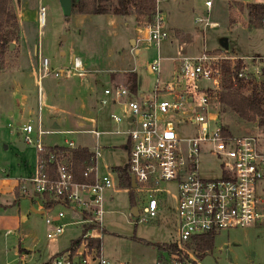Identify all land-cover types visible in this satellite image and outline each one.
<instances>
[{
    "label": "built area",
    "instance_id": "1",
    "mask_svg": "<svg viewBox=\"0 0 264 264\" xmlns=\"http://www.w3.org/2000/svg\"><path fill=\"white\" fill-rule=\"evenodd\" d=\"M155 1L152 20L143 21L138 28V36L129 51L132 54L138 53L140 43L158 49L168 39L165 16L157 7L159 0ZM205 6L209 8L211 1H206ZM44 14L45 8L39 6L37 19L41 27ZM197 21L204 26H217L208 18ZM261 25L264 26V17ZM38 56L39 85L50 64L40 52ZM224 64L228 67L231 87L241 84L243 93H247L245 87L264 79V55L238 57L202 51L182 57L168 79L157 80L150 95L132 92L128 84H113L103 89L98 103L114 105L110 119L129 127L125 143L127 162L123 165L130 178L126 187L119 185L114 167L103 175L98 173V144L95 151L88 149L90 158L82 161L83 180H78L71 152L82 147L64 139L63 144L49 150L44 141L45 136L52 134L84 133L98 139L102 132L95 127L45 129L40 115L35 124L19 125L22 142L34 147L36 156L32 173L17 178L15 187L36 203L32 211L42 215L50 228L46 238H56L73 223H80L83 229L76 244L42 264H130L105 256L100 244L104 205L118 188L133 197L129 217L149 221L162 210L172 213L171 243L176 249L161 251L155 264H196L199 257L194 244L199 237H215L222 231L257 224L264 226V140L252 135L233 136L220 123L218 94L223 90ZM160 69V57L147 65V70L157 76ZM71 70L77 76L85 72L78 58L73 59ZM37 99L40 107L43 99L40 89ZM186 127L193 130L183 136ZM0 171L4 169L0 167ZM133 206L137 209L136 216L131 212ZM30 252L31 249L17 248L14 264H29Z\"/></svg>",
    "mask_w": 264,
    "mask_h": 264
},
{
    "label": "rangeland",
    "instance_id": "2",
    "mask_svg": "<svg viewBox=\"0 0 264 264\" xmlns=\"http://www.w3.org/2000/svg\"><path fill=\"white\" fill-rule=\"evenodd\" d=\"M206 1L208 0H159L158 5L165 16L168 39L163 41L158 49L140 43L138 53L132 54L129 52L134 45L131 44V40L137 38L138 29L136 27L143 22L136 20L132 6L127 15L114 14L113 19L105 17L106 14L84 17L79 15L73 7L69 19L66 20L58 0H12L17 20L22 17L19 20V38L12 42L14 43L13 50L8 51L3 57L0 74L7 72L6 68H10L11 62H14L10 58L15 57L14 53L20 46L24 52L22 62L27 65L21 80L24 83L26 94L37 99V91L40 89L43 101L51 104L52 101L55 102L54 96L47 99L46 92L51 90L54 93L60 87L62 83L60 70L61 68L66 70L70 66L69 49L72 48L78 52L82 60L89 57L92 60V66L100 68V72L96 74L98 86L92 91L94 95H89L85 100L86 106L90 104L93 107L91 110H86L88 111L87 117L93 116L94 119L91 120L93 123L91 124L86 118L84 125L78 126L79 121L71 119L61 128L63 130H89L96 125L95 128L102 134L98 139L91 134L84 133L60 134L56 137L47 135L44 141L54 138L63 144L64 139H70L76 145L94 151L98 144L100 155L96 164L98 173L103 175L108 172V168L123 166L127 162L125 143L128 125L113 122L109 117L112 112L111 107L97 104V100H94L98 95L97 92L99 93L104 85L109 84V81L127 84L128 73L134 68L138 94L150 95L157 80L168 79L179 64L178 45L182 40H185L196 51L199 49V52L201 50L213 51L216 54L238 57L264 55V28L256 25L248 16L247 2L210 0L211 6L207 8ZM248 1L264 5V0ZM102 5L111 11L116 6V0H108ZM39 6L45 8L42 27L37 19ZM76 15L79 16L76 17ZM167 17L168 20L172 18V24H167ZM203 18H208L209 22L216 23L217 26L203 27L202 23H194V19ZM175 24H178L177 28L183 33L181 38L175 34L176 31L171 30ZM225 44L226 49H224ZM35 48L38 53L43 51L50 64L49 71L40 79L39 85L36 81L39 62L36 64L37 57H33L31 53ZM157 57L161 58L159 76L147 70L148 63ZM32 58L34 65L29 66ZM55 72H58V77L54 75ZM69 79L74 82L79 81V78L74 76ZM7 83H5L6 87ZM15 100L18 101L19 98L16 97ZM73 102H76L77 106L78 98H75ZM219 108L220 123L229 130L231 135H252L264 140L262 126L243 121L220 103ZM38 109L39 113H45L47 107L45 104L39 107L38 104ZM34 110L37 112V108ZM8 123L9 121L5 118L0 119V167L7 169L5 174L0 172V202L2 204L10 201V197L5 194L7 186L2 184L1 177H8L13 181L15 178L28 176L36 156V151L32 146L27 145L25 149H19L17 146L19 136L15 130V124L10 122L13 128L10 131ZM192 130V127H186L182 130V135L187 136ZM166 188L172 189L171 186ZM10 205L0 208V264H14L17 261L15 248L18 246L34 251V262L29 264H41L55 253L68 249L71 241L80 238L83 234L82 225L73 223L67 225L62 234L49 240L46 238V233L50 228L44 223L42 215L34 213L31 209L36 205L35 202L32 203L28 197H23L18 205L12 206L11 203ZM131 205L130 195L126 190L118 188L112 191L111 199L104 205V230L100 239L103 254L130 264H155L158 258L156 243L170 244L173 240L172 213L169 210H162L156 218L143 221L128 216ZM19 214L26 217L19 231L15 229L6 234L7 229L3 226L5 219H17ZM10 217L12 219H8ZM12 224L15 227L18 223ZM263 262L264 226L257 224L222 231L214 237L212 248L201 256L196 264H263Z\"/></svg>",
    "mask_w": 264,
    "mask_h": 264
},
{
    "label": "crops",
    "instance_id": "3",
    "mask_svg": "<svg viewBox=\"0 0 264 264\" xmlns=\"http://www.w3.org/2000/svg\"><path fill=\"white\" fill-rule=\"evenodd\" d=\"M242 1L247 2V3H252L251 1H248V0H242ZM157 7L159 10H161V8L158 4H157ZM167 14L170 17L169 13H167ZM79 15H83L84 17L85 16L88 17L91 14H79ZM79 15H76V17H78ZM104 16L108 17V18H112V19L114 18V14H106ZM20 19H22V17H20L18 19V24H19ZM196 19H194V23H202L203 24V22H197ZM172 23H173L172 18H169V20H168V17H167V24H172ZM174 27H176V29ZM174 27H172L171 30L176 31L175 34L179 38H181V36H183V33H181L180 30L177 28L178 24H175ZM203 27H206V26L203 25ZM261 27L264 28V26H262V25H261ZM136 28L138 29L139 26H137ZM80 33L81 34L83 33L82 30H80ZM202 51L203 50H201L200 52H202ZM197 52H199V49H198V51H196L185 40H182L181 43L178 45V53H179V57H180L178 60L180 62V59L182 57L192 56V55H195ZM23 53H24L23 50L19 46L18 50H16L14 53V54H16L15 57L12 56L10 58V59L14 60V62H11L10 68H6L7 72H2L0 74V119L5 118L6 120L9 121L8 125L10 127V131H12V129H13L10 126L11 125L10 122L15 124V130L19 136V141L17 142V146L19 147V149L23 150L27 146L21 140L19 125L25 124V123L35 124L37 121L38 115H40L42 125L44 126L45 129L63 130L61 128V126L68 124L71 119L78 120L79 121L77 124L78 126H83L84 123L86 122L85 121L86 118L88 120H90V123L92 124L93 121H91V120L94 118L91 114H90L91 117H87L86 115H87L88 111L86 112V110L87 109L91 110V109H93V107H91L90 104L86 106L85 100L88 99L89 95H92V94L94 95V92L92 93V91H94L96 89V87L98 86V82H96L98 77H96V74L98 72H100L99 71L100 68L93 67L91 64L92 60L89 57L82 60L80 58V56H78L80 54L78 52L72 50V48H70L69 49L70 66H69V68H66V70H64L62 68L60 70V76L62 78L61 79L62 83H61L60 87H58L54 93L51 90H47V92H46L47 93V99L54 96L55 102L52 101L51 104H47L42 99L41 105L45 104L47 107V110L45 111V113H42V112L39 113L38 100L35 97H31L28 94H26V92L24 90V88H25L24 83L21 81L22 77H23V71H24L25 67H27V65H24V63L22 62L23 57H24ZM31 53H32L33 57L34 56L37 57L36 58V60H37L36 64H38V62H40V59L38 56V50L35 48L34 50L31 51ZM40 53H41L42 57H45L43 51H41ZM74 58H78L82 62V66L85 70L84 74L79 75V76L72 75L71 64H72V61ZM32 65H34L33 58H32V61L29 62V66H32ZM177 67H178V65H177ZM73 76L79 78L78 79L79 81H75V82L71 81L69 79V77L72 78ZM6 82H8L7 87L5 85ZM113 84H118V83H113V82L109 81V84L104 85L101 88L100 92L99 93L97 92L98 95L94 99V100H97V104H98L99 99L103 96V89L110 86V85H113ZM6 89L8 91H6ZM16 97L19 98L18 101L15 100ZM75 98H78V100H79V102H78L79 104L77 106H76L77 103L73 102V101H75ZM109 106L112 109L111 111L115 110V108H116L114 105H109ZM35 108H37V112H35V110H34ZM94 108H95V106H94ZM34 121H35V123H34ZM95 127H96V125H95ZM56 135H58V134H52L49 136L56 137ZM45 142L49 147L61 144L60 142L56 141L54 138H52L51 140L47 139V140H45ZM33 168H34V164H33L31 171L27 175H30L32 173ZM1 173H3V174L7 173V169H4V172H1ZM16 179L17 178H15L13 181H11L8 177H1L2 184L4 186H7V189L5 190V194H7L10 197V201H7L5 204H2L0 202V208H2L4 206L5 207L11 206L10 203L12 204V206L15 204L18 205L19 201L23 197H28V196L22 195L18 192L17 188L15 187ZM28 198L33 203V200L30 197H28ZM16 218L17 219H14V220H6L5 219V223L3 226L7 229L5 232L6 234L9 232H12V230H15V229H16V231L17 230L19 231L22 222L26 220L25 215L19 214V215H17ZM8 219H12V218L10 217ZM12 223H18V224L14 227ZM17 248H21V247L18 246ZM17 248H15V251ZM33 252L34 251L32 250L31 262H34ZM110 258H112V257H110ZM156 260H157V258H156ZM42 263H44V262H42Z\"/></svg>",
    "mask_w": 264,
    "mask_h": 264
},
{
    "label": "trees",
    "instance_id": "4",
    "mask_svg": "<svg viewBox=\"0 0 264 264\" xmlns=\"http://www.w3.org/2000/svg\"><path fill=\"white\" fill-rule=\"evenodd\" d=\"M108 0H75L72 8H76L79 14L102 15L113 13L119 16H125L129 13L132 6L136 14L137 21H151L155 8V0H116V6L111 11L102 5ZM242 7V5H240ZM248 16L257 25H261V18L264 17V5L261 3H248L246 5ZM144 19V20H142ZM19 38V24L15 10L12 6V0H0V64L3 57L9 51V45ZM240 66V62L237 64ZM223 90L218 94L219 103L234 112L240 119L246 122L256 123L264 128V79L259 84H252L245 87L248 91H241L242 85L232 88L229 83V71L226 64L222 66ZM127 84L132 92H137V77L134 71H130L127 76ZM49 150L54 147H47ZM90 151L82 147L71 152L75 163V171L78 180H83L81 171L84 168L82 161L89 160ZM119 176V185L126 187L130 184V178L126 173L125 166L113 168ZM131 204L134 203L133 197L130 196ZM79 238L71 241V245L76 244ZM214 237L201 236L194 244V249L198 252V257L204 256L213 246ZM99 242H97L98 244ZM158 256L163 250L173 251L176 246L173 243H156Z\"/></svg>",
    "mask_w": 264,
    "mask_h": 264
},
{
    "label": "water",
    "instance_id": "5",
    "mask_svg": "<svg viewBox=\"0 0 264 264\" xmlns=\"http://www.w3.org/2000/svg\"><path fill=\"white\" fill-rule=\"evenodd\" d=\"M59 3H60V7H61V10H62V14L63 16L65 17V19H69L70 15H71V10H72V6H73V3L75 2V0H58ZM131 44H134V40H131ZM14 48V43H11L9 45V51L13 50ZM227 48V45L225 44L224 45V49ZM135 183L134 181L132 180V186H134ZM131 212L134 216L137 215V209L135 206H133L131 208Z\"/></svg>",
    "mask_w": 264,
    "mask_h": 264
}]
</instances>
